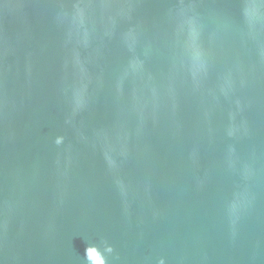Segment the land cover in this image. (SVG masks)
Segmentation results:
<instances>
[{
  "label": "water",
  "instance_id": "water-1",
  "mask_svg": "<svg viewBox=\"0 0 264 264\" xmlns=\"http://www.w3.org/2000/svg\"><path fill=\"white\" fill-rule=\"evenodd\" d=\"M0 264H264V0H0Z\"/></svg>",
  "mask_w": 264,
  "mask_h": 264
}]
</instances>
